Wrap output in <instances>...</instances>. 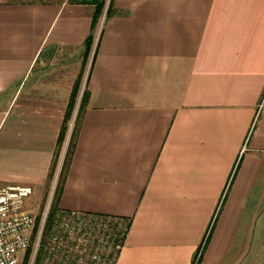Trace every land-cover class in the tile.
<instances>
[{
	"label": "crops",
	"instance_id": "crops-1",
	"mask_svg": "<svg viewBox=\"0 0 264 264\" xmlns=\"http://www.w3.org/2000/svg\"><path fill=\"white\" fill-rule=\"evenodd\" d=\"M4 187L129 219L115 264H264V0H0Z\"/></svg>",
	"mask_w": 264,
	"mask_h": 264
},
{
	"label": "built area",
	"instance_id": "built-area-1",
	"mask_svg": "<svg viewBox=\"0 0 264 264\" xmlns=\"http://www.w3.org/2000/svg\"><path fill=\"white\" fill-rule=\"evenodd\" d=\"M31 193L24 187L0 188V264L116 263L129 219L56 210L45 236L49 205L38 226L37 216L25 206Z\"/></svg>",
	"mask_w": 264,
	"mask_h": 264
},
{
	"label": "rangeland",
	"instance_id": "rangeland-1",
	"mask_svg": "<svg viewBox=\"0 0 264 264\" xmlns=\"http://www.w3.org/2000/svg\"><path fill=\"white\" fill-rule=\"evenodd\" d=\"M58 197H59V192L56 193V191H55L53 194V197H50V201L48 203L49 206L46 207L50 213H49V216H48L46 223L44 224V229H45L44 235L45 236H46V233H48V230H49L50 225L52 223V220L54 218V213H55L54 204L57 203ZM115 198L116 197H110L111 201L104 204V206H114L115 205V202H114ZM44 211H45V207H42L38 212H36L35 210L31 211V212L35 213V215L37 216L36 217V223L38 226L41 224V217H42V214ZM43 249H44L43 244H41V247L39 248V254H38L39 258L41 257L40 252Z\"/></svg>",
	"mask_w": 264,
	"mask_h": 264
},
{
	"label": "trees",
	"instance_id": "trees-1",
	"mask_svg": "<svg viewBox=\"0 0 264 264\" xmlns=\"http://www.w3.org/2000/svg\"><path fill=\"white\" fill-rule=\"evenodd\" d=\"M102 7H103V4L97 5L95 13L100 12L102 10Z\"/></svg>",
	"mask_w": 264,
	"mask_h": 264
}]
</instances>
